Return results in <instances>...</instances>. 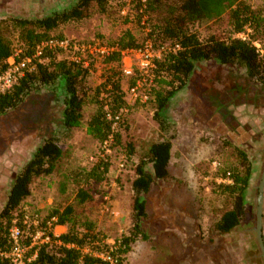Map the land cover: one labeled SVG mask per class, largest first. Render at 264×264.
<instances>
[{"label": "rangeland", "instance_id": "rangeland-1", "mask_svg": "<svg viewBox=\"0 0 264 264\" xmlns=\"http://www.w3.org/2000/svg\"><path fill=\"white\" fill-rule=\"evenodd\" d=\"M76 1L0 0V33L13 42V55L19 65L24 49L12 17L42 16ZM251 2L258 7L263 0ZM138 12L135 3L128 2L119 10L110 7L107 13L62 24L54 33L110 45L109 41L122 30L129 29L139 40L138 47H142L149 40V26L147 15L138 19ZM127 14L129 20L124 22L123 16ZM256 46L261 47L258 43ZM164 47L161 56L167 49ZM49 53L56 59H66L61 51H47V61ZM103 60L102 57L92 60L85 80L89 89L104 80L109 65ZM138 62L134 56L121 55L118 74L126 104L113 125L119 133L116 142L112 136L106 143H99L87 134L84 123L64 130L61 126L64 103L52 83L29 94L16 108L0 114V209L15 173L43 140L55 136L62 146L53 172L32 180L30 194L20 207L22 223H14L22 231L25 254H32L31 237L37 235L36 243L41 244L49 231L54 236L66 231L65 225H56L63 226L62 230L51 228L50 221L43 219L53 208H62L67 203L73 204L80 219L96 223L106 235V243L112 245L122 236L131 235L135 167L152 143L169 139L172 150L168 166L172 178L156 179L145 195L148 217L141 221L142 232L132 236L120 264H264L255 232L258 185L264 164V86L251 82L243 69L217 62H197L185 86L167 103L166 121L161 125L154 116L156 105L152 95L156 66H136ZM32 63H24L23 72L31 69ZM130 63L132 73H123L122 68ZM136 82L139 87L135 97L129 88ZM143 94L147 95L145 101L141 100ZM93 108L90 103L84 106L83 122ZM235 147L247 154L253 175L240 225L232 233L218 235L211 233L209 227L233 206L231 196L215 189L216 184L226 182L219 169L232 166L242 169L245 165ZM102 158L110 164L105 179L85 185L91 198L83 204L76 203L79 185L72 182L71 174ZM261 230L264 241V197Z\"/></svg>", "mask_w": 264, "mask_h": 264}, {"label": "trees", "instance_id": "trees-1", "mask_svg": "<svg viewBox=\"0 0 264 264\" xmlns=\"http://www.w3.org/2000/svg\"><path fill=\"white\" fill-rule=\"evenodd\" d=\"M111 2L114 5L111 6ZM128 2H134L135 9L140 10L138 19L147 15V38L155 45L167 47L155 61L156 77L152 89L156 105L154 116L160 124L166 121L164 109L167 103L185 86L197 62H217L243 69L251 82L264 86V0L258 7H254L251 0H77L69 7L42 16L12 17L19 30L18 41L24 49L22 56L31 55L42 41L63 38L62 34L54 33L60 25L83 20L95 13H107L110 7L119 10ZM128 15L123 16L124 22L129 20ZM239 33L246 36L239 37ZM109 43L114 49L103 60L109 67L104 80L95 87L89 89L85 84L92 61L89 67H84L67 59H56L49 53L48 61H34L33 69L25 71L11 89L0 94V114L16 108L29 94L52 83L57 91L59 89L64 103L61 114L64 130L84 123L87 134L99 143L112 136L115 142L118 141L119 133L114 131L113 125L120 119L119 112L126 104L118 74L121 51L141 44L129 29L122 30ZM256 43L261 47L258 48ZM13 51V42L0 33V73L7 68V58ZM101 92L105 96H100ZM87 103L94 108L83 122V109ZM235 148L245 165L242 169L234 166L219 169L220 175L230 181L216 184L215 189L231 196L233 206L209 227L211 233L218 235L232 233L240 225L253 175L247 154ZM171 150L169 139L152 143L135 167L131 235L122 236L110 245L94 221L80 219L73 204L67 203L62 208H53L43 219L50 221L51 228L65 225L66 231L58 236L49 231V240L32 248L36 255L30 264H120L123 254L129 250L132 236L142 232L141 221L148 217L145 195L156 179L172 178L168 166ZM61 155L58 137H48L15 173L0 209V264H11L6 255L11 248L9 229L14 223H22L20 207L30 194L32 180L51 174ZM109 166L108 159L102 158L71 174L72 182L79 185L74 197L76 203L83 204L91 198L84 186L103 181Z\"/></svg>", "mask_w": 264, "mask_h": 264}, {"label": "built area", "instance_id": "built-area-1", "mask_svg": "<svg viewBox=\"0 0 264 264\" xmlns=\"http://www.w3.org/2000/svg\"><path fill=\"white\" fill-rule=\"evenodd\" d=\"M113 49L114 46L111 45H102L99 42H85L74 38L63 37L47 39L38 43L31 55L23 56V65H19L15 61V56L13 54L7 58L8 66L5 71L0 73V94L11 89L24 74V63L33 62L31 69L34 68V61L45 63L47 61V51H61L66 54L67 60L79 63L84 67H89L90 62L93 59L95 60L101 57L105 58L111 53ZM164 49V45L155 46L151 40H146L142 47L126 48L121 51V55L124 56L127 54V57L129 58L134 56L139 61L136 63V66L140 65L143 67L153 68L155 66V61L161 58L160 54L164 51ZM122 71L125 74H131L133 71V64H126L125 67L122 68ZM138 87L139 82H136L134 86L129 88L130 93H132L135 97L138 94ZM141 100H147V95L143 94ZM107 141L108 140H106L104 143ZM225 181L229 182L230 180L225 179ZM51 220L53 221L55 219L52 218ZM9 237L11 240V248L6 255L9 257L11 264H30V262L35 258L36 251L28 256L25 254L26 247L23 245L22 231L17 224H13L9 229ZM31 238H33L32 248L39 245L36 243L37 235ZM48 240V235L43 236L41 243L47 242Z\"/></svg>", "mask_w": 264, "mask_h": 264}, {"label": "water", "instance_id": "water-1", "mask_svg": "<svg viewBox=\"0 0 264 264\" xmlns=\"http://www.w3.org/2000/svg\"><path fill=\"white\" fill-rule=\"evenodd\" d=\"M263 190H264V164L263 171L261 174L260 182L258 185V195H257V207H256V226L255 232L257 236L258 245L261 251V255L264 259V241L262 237V204H263Z\"/></svg>", "mask_w": 264, "mask_h": 264}, {"label": "crops", "instance_id": "crops-1", "mask_svg": "<svg viewBox=\"0 0 264 264\" xmlns=\"http://www.w3.org/2000/svg\"><path fill=\"white\" fill-rule=\"evenodd\" d=\"M55 227H56V228H58V227H59L61 230H62V228H63V226H55ZM61 232H62V231H61Z\"/></svg>", "mask_w": 264, "mask_h": 264}]
</instances>
